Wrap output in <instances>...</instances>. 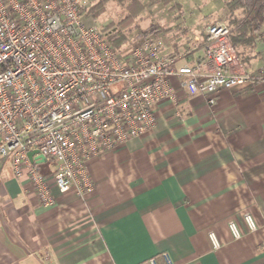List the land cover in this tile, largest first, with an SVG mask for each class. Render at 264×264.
I'll use <instances>...</instances> for the list:
<instances>
[{"label":"crops","instance_id":"obj_1","mask_svg":"<svg viewBox=\"0 0 264 264\" xmlns=\"http://www.w3.org/2000/svg\"><path fill=\"white\" fill-rule=\"evenodd\" d=\"M262 33L235 50L234 71L264 74ZM172 83L177 100L159 105L152 133L90 162L85 198L54 189L45 207L0 159V264H138L163 252L176 264H264V80L213 105Z\"/></svg>","mask_w":264,"mask_h":264},{"label":"built area","instance_id":"obj_2","mask_svg":"<svg viewBox=\"0 0 264 264\" xmlns=\"http://www.w3.org/2000/svg\"><path fill=\"white\" fill-rule=\"evenodd\" d=\"M89 7L90 0H0V159L45 207L56 205L54 189L81 198L95 191L90 162L155 130L159 105L177 100L173 78L189 96H210L211 105L223 89L264 80L258 71H234L233 29L225 22L187 33L173 55L160 38L115 47ZM245 220L256 230L249 214ZM159 258L176 264L169 252Z\"/></svg>","mask_w":264,"mask_h":264},{"label":"rangeland","instance_id":"obj_3","mask_svg":"<svg viewBox=\"0 0 264 264\" xmlns=\"http://www.w3.org/2000/svg\"><path fill=\"white\" fill-rule=\"evenodd\" d=\"M179 1L181 4L175 0L167 4L163 0H90L88 13L108 38L122 40L123 47L136 46L147 38H160L165 49L171 50L173 44L185 42L187 33L204 32L213 22L223 21L233 29L230 22L233 15L226 7V0ZM175 3L178 6L170 10ZM242 14L238 10L234 15Z\"/></svg>","mask_w":264,"mask_h":264},{"label":"trees","instance_id":"obj_4","mask_svg":"<svg viewBox=\"0 0 264 264\" xmlns=\"http://www.w3.org/2000/svg\"><path fill=\"white\" fill-rule=\"evenodd\" d=\"M169 3L172 0H163ZM104 2V0H103ZM178 6L177 3L171 7L174 10ZM226 7L232 13L233 19L231 25L233 26V35L231 42L233 48L238 50L239 47H254L256 43L262 39V27L264 25V4L262 0H226ZM241 10V17L235 16V12ZM231 15V16H232ZM142 34L146 32L142 31ZM146 36V35H144ZM123 39V37H121ZM109 41L117 48H121L122 40L110 38Z\"/></svg>","mask_w":264,"mask_h":264},{"label":"water","instance_id":"obj_5","mask_svg":"<svg viewBox=\"0 0 264 264\" xmlns=\"http://www.w3.org/2000/svg\"><path fill=\"white\" fill-rule=\"evenodd\" d=\"M37 153V151H32L29 153V158L31 160H33V156ZM41 161L44 162L45 161V157L41 156Z\"/></svg>","mask_w":264,"mask_h":264}]
</instances>
